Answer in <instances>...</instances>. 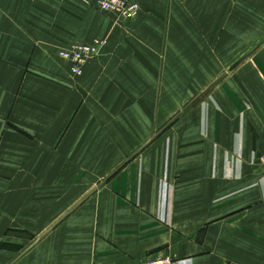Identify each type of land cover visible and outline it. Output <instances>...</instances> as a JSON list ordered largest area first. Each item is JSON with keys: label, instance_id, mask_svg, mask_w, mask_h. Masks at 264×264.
Returning a JSON list of instances; mask_svg holds the SVG:
<instances>
[{"label": "crops", "instance_id": "crops-1", "mask_svg": "<svg viewBox=\"0 0 264 264\" xmlns=\"http://www.w3.org/2000/svg\"><path fill=\"white\" fill-rule=\"evenodd\" d=\"M135 1L0 0V264H264V0Z\"/></svg>", "mask_w": 264, "mask_h": 264}, {"label": "built area", "instance_id": "built-area-1", "mask_svg": "<svg viewBox=\"0 0 264 264\" xmlns=\"http://www.w3.org/2000/svg\"><path fill=\"white\" fill-rule=\"evenodd\" d=\"M96 6L105 13H113L126 19H134L139 15L140 5L135 0H97ZM107 44L105 39H95L91 42H76L67 47L61 48L59 57L68 62L71 72L75 75L83 73V66L89 60L95 58L100 49ZM258 161L264 168V152L258 156ZM170 253H161L152 259L140 264H182Z\"/></svg>", "mask_w": 264, "mask_h": 264}]
</instances>
